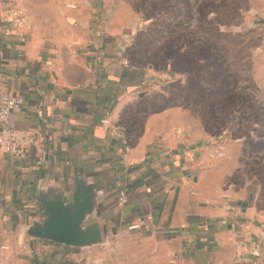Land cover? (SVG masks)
Returning a JSON list of instances; mask_svg holds the SVG:
<instances>
[{
	"label": "crops",
	"instance_id": "0c3cea01",
	"mask_svg": "<svg viewBox=\"0 0 264 264\" xmlns=\"http://www.w3.org/2000/svg\"><path fill=\"white\" fill-rule=\"evenodd\" d=\"M69 1L52 24L15 30V2L0 0V88L23 98L10 122L36 141L20 157L0 150V264H233L236 255L264 264L263 197L244 200L220 186L207 156L179 136L143 124L128 131L127 109L145 83L126 63L124 29L104 21L101 0ZM80 188L100 243L29 234L46 217L37 197L71 202ZM145 214V228L127 230Z\"/></svg>",
	"mask_w": 264,
	"mask_h": 264
},
{
	"label": "rangeland",
	"instance_id": "374dc122",
	"mask_svg": "<svg viewBox=\"0 0 264 264\" xmlns=\"http://www.w3.org/2000/svg\"><path fill=\"white\" fill-rule=\"evenodd\" d=\"M9 1L42 25L61 7V0ZM101 3L104 21L124 29L126 63L145 83L127 109L128 131L152 126L193 148L217 141L221 157L210 159L207 147L195 156H207L220 186L264 201V26L257 23L264 0Z\"/></svg>",
	"mask_w": 264,
	"mask_h": 264
},
{
	"label": "water",
	"instance_id": "95a60500",
	"mask_svg": "<svg viewBox=\"0 0 264 264\" xmlns=\"http://www.w3.org/2000/svg\"><path fill=\"white\" fill-rule=\"evenodd\" d=\"M257 23L264 26V18L258 19ZM84 190L78 189L71 202L52 196L37 197L46 217L42 222L31 225L29 234L73 247L100 243L99 227L87 221L93 213V205L89 192ZM240 205L245 206L244 203Z\"/></svg>",
	"mask_w": 264,
	"mask_h": 264
},
{
	"label": "built area",
	"instance_id": "2783aa9c",
	"mask_svg": "<svg viewBox=\"0 0 264 264\" xmlns=\"http://www.w3.org/2000/svg\"><path fill=\"white\" fill-rule=\"evenodd\" d=\"M8 17L11 26L15 30H21L28 22L29 17L23 9L17 5H11L8 10ZM125 63V62H124ZM23 104V98L11 94L6 88H0V150L8 155L20 157L29 147L35 145L36 141L27 132L15 129L11 125V115ZM204 147L208 148V157L216 159L223 155L221 147L217 141H209L200 144L196 148L186 146L185 149L191 151H198ZM172 153L167 151V156ZM128 203V197L125 189H121L117 193V205L123 207ZM151 215L145 214L135 218L130 224L127 225V230L134 231L145 228L152 220ZM242 261L241 255H236L233 259V264H240Z\"/></svg>",
	"mask_w": 264,
	"mask_h": 264
}]
</instances>
